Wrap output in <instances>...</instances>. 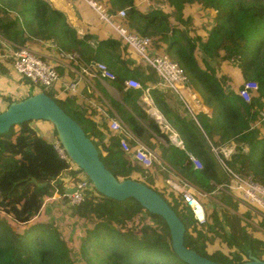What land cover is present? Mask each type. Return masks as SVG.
<instances>
[{"label":"trees","instance_id":"16d2710c","mask_svg":"<svg viewBox=\"0 0 264 264\" xmlns=\"http://www.w3.org/2000/svg\"><path fill=\"white\" fill-rule=\"evenodd\" d=\"M108 4L112 12L125 10L126 25L137 35L148 37L157 49L163 45L165 55L187 77L186 89L197 93L208 110L206 114L195 115L187 103L192 116L184 109L185 115L180 117L161 90L157 87L152 90L153 102L169 128L181 139L184 149L172 145L158 124L137 106L142 91L125 88L128 79L138 77L136 80L145 88L147 83L155 84L157 77L152 69L140 74L130 71L133 61L120 58V52L126 49L119 41L99 42L93 36L79 39L64 15L44 0H0V11L6 9L18 14L16 20L22 24L27 38L23 30L15 28L6 30L4 35L22 47L32 38L52 41L59 52L76 54L87 65L92 61L104 63L114 74V80H108V84L122 94L123 103L133 112L111 100L120 121L146 146L152 148L149 142L152 134L166 144L160 147V159L170 170L167 173L166 168L161 170L167 179L174 172L205 193L213 190V184L229 182L230 176L218 164L211 147L232 142L235 146L232 155L225 158L218 153L224 166L236 175H250L264 186V137L260 127H254L257 111L264 104V0H168V6L174 10L171 15L157 7L142 13L136 8L135 0H108ZM193 4L210 12L214 22L205 40L188 36L192 21L184 15V8ZM198 52L203 67L196 57ZM211 60H218V64L232 61L242 80L255 82L256 96L249 103L243 102L226 86L224 77L215 76L214 67L208 63ZM30 95L33 93L27 97ZM91 97L82 89L66 93L59 99L62 105L51 98L78 123L94 144L99 160L117 181L130 179L153 189L151 171L137 164L131 153L121 150L117 134L108 126L101 124L103 131L98 127L92 118ZM176 102L179 103L173 104ZM33 123L25 122L0 135V264H73L59 230L34 220L40 215L45 198L62 196L65 178L77 183L84 174L69 159L61 160L57 155L53 143L58 140L53 127L48 137L39 134ZM188 155L198 159L201 170L193 169ZM216 199L222 207L232 210L237 207L224 194ZM165 201L185 227L184 246L198 255L216 263L241 264L249 256L260 259L264 253V243L249 236L230 213L219 214L207 207L210 213L203 225L206 229H199L176 198L172 196L171 202ZM63 203L68 204V200L65 198ZM69 209L79 220L93 225L92 229L79 227V252L85 264H94L90 249L98 245L105 251V258L99 259L98 264H186L174 254L164 221L133 199H109L92 187L82 203ZM67 215L69 221L74 219L70 213ZM207 233L214 237H207ZM215 238L236 252L231 257L220 251L207 253L206 242Z\"/></svg>","mask_w":264,"mask_h":264},{"label":"built area","instance_id":"2783aa9c","mask_svg":"<svg viewBox=\"0 0 264 264\" xmlns=\"http://www.w3.org/2000/svg\"><path fill=\"white\" fill-rule=\"evenodd\" d=\"M79 1H83L89 8L95 11L99 15V20L111 28L113 33L119 37L123 45H126L135 55L142 58L151 66V68L154 69L160 78L157 87L168 89L181 97V92L184 91L188 84V79L182 69L166 55H152L151 40L148 37L137 35L126 26L125 10L112 12L110 9H105L95 0ZM59 55L70 60L77 58L75 54L65 55L60 53ZM6 58L10 60L14 72L22 79H26L36 93H44L49 97L51 96L60 99L66 93L74 92L76 90L75 82L61 84L55 65L43 60L35 50L27 46H13L8 50ZM83 68L82 72H84V70L91 73L94 72V75H96L99 80H114V74L104 63H91L90 65L84 64ZM125 88L141 90L147 97L150 87L143 90L138 80L128 79L125 82ZM256 92L257 85L255 82L243 81L237 89L236 94L243 100V102L249 103L251 99L256 96ZM188 97L190 101L194 102L195 106H199V102L196 101V96L194 94H189ZM146 99L145 103L150 106L151 103ZM161 123L163 127L167 128L165 122L163 123L160 121V124ZM261 125H264V104L257 111V119L254 127H260ZM108 127L111 132L117 134L121 150L126 153H131L134 161L142 168L145 170H151L154 162L162 164L163 161L160 157L155 154L150 147L146 146L127 132L119 120L112 119L109 122ZM168 131L170 143L180 149H184L183 143L178 135L173 130L168 129ZM128 139L131 140L132 145L128 143ZM230 147L222 149L211 147V152L216 157L219 165L222 167L223 171L230 176V180L227 183L218 185L212 183L214 189L211 192L205 193L200 191L189 181L183 179L174 172H171V176L165 181L169 188L168 192L172 193L174 198L181 203V206L185 207L187 214L197 227H203L207 217V207L202 202L205 200L202 199L207 200L208 198L213 199L215 197L213 199L215 200L220 194L228 196L237 207L244 206L247 208L252 216L264 220V186L255 182L250 175L239 176L232 173L224 166L223 162L218 157V153L225 158L229 157L233 152ZM53 148L61 160L67 161V155L58 141L53 143ZM188 158L193 169H202V164L198 159L192 155H188ZM72 188L75 189V192L67 195L65 193L66 189H63V194L61 196L63 199L66 198L68 200L69 207L77 206L82 203L87 192L91 191L92 185L84 176L79 177V181L73 183Z\"/></svg>","mask_w":264,"mask_h":264},{"label":"crops","instance_id":"0c3cea01","mask_svg":"<svg viewBox=\"0 0 264 264\" xmlns=\"http://www.w3.org/2000/svg\"><path fill=\"white\" fill-rule=\"evenodd\" d=\"M44 1L53 10L64 15L67 24L70 26L72 30H74V32L76 33L79 39L83 38L84 36H93L99 42L108 41V40L119 41L122 44V46H124L126 49L125 52L123 51L120 52V58H123L124 60L129 59L133 61V64L129 66L130 71H134L138 74H140V72H146V70L149 69H152L154 71V69L151 68V66L148 63H146L142 58L135 55L126 45H123L119 37L115 33H113L111 28L105 25L102 21H100L99 15L91 8H89L86 5V3H84L83 1H79V0H44ZM95 1L100 5H102L105 9H110L108 0H99V1L95 0ZM147 1L148 0H135L136 8L142 13H145L147 10L153 8L150 6L148 7L145 6V4L148 3ZM17 18H18V14L13 11H9L6 9H2L0 11V112H2L7 107V103L9 100L13 102L20 101L25 97H27L30 93L33 94L36 93L35 91H33L31 85L26 79H22L14 72L10 60L6 58L8 50L13 46H17V44L8 41L7 36L4 35V33L6 32V30L10 28H15L16 30L17 29L23 30L22 24L20 22L19 23L17 22L16 20ZM26 36L27 34L26 32H24V38H27ZM27 47L35 50L46 62L55 65L61 84H65L68 82H75L76 90L74 92L85 89L87 94L92 96L89 99V103L94 112L92 118L97 123L101 131H103L101 124H104L107 127L112 119H116L120 121L117 111L112 107L110 103L111 100L118 104L123 105V108L126 109L127 112H130L131 114L133 113L131 109L123 103L122 94L116 92V90L111 85L108 84L107 82L108 80L107 81L99 80L96 77V75H94V72L91 73L85 70L84 72H82L85 63L81 61L78 55L75 54L77 58L74 60L61 57L59 55L60 53L65 55H71V54L59 52V50L56 48L55 44L52 41L44 42L39 39H33V38L31 39V42L27 43ZM151 51H152V55H156V53L158 54L164 53L162 48L156 49L153 45H151ZM94 62L95 61H92L88 65ZM154 73L156 74L157 82L155 84L147 83L146 87L142 88L143 90H145L147 87H150L149 92L147 94L148 96L146 97V95L142 91L141 95L136 100V104L152 120H154L156 124H158L160 131L168 136L169 135L168 129L169 130L171 129L167 125L163 115L161 114L160 110L156 107V104L153 102L152 99V90L155 87H157V84L160 82V78L158 77L157 73L155 71ZM136 79L139 78L137 77ZM157 88L161 90L162 93L166 96V98L170 101V107L174 109L175 112L180 117H183L185 115L184 109H186L188 113H190V115L192 116L189 107L187 109L185 104H183L184 107L181 106L178 102H176V105L173 104L174 101H178L179 96L177 94L165 88H161V87H157ZM183 93H185L187 96L186 92ZM193 94L196 97H198L199 106H195L193 102H190L188 100L187 102L189 103V106L191 105L190 107L192 108L195 115L208 113V110L203 105L200 96H198L197 93H193ZM65 95H63L60 99L64 98ZM145 99L151 103L150 106L145 103ZM157 115L159 116V118L157 117ZM160 121H162L163 123L165 122L168 129L163 127L162 123L160 124ZM122 125L125 128V130L129 132L126 124L122 123ZM33 127H35L38 133L41 135L49 137L51 134V125L47 122H43V121L34 122ZM105 141H107L106 137H105ZM214 141H217L216 136L214 137ZM149 142H150V146L152 147L151 149L154 151L155 154H157L160 157V147L166 146L164 141L161 138L152 134L151 138L149 139ZM128 143L132 145L130 139H128ZM231 144L232 142L225 143L221 146H217V148L220 149L228 148L231 146ZM79 177H84V175H80ZM63 178L65 177H62L61 179ZM164 181L166 180H161V179L157 180L154 177V180L152 182L153 184L151 186L153 187V189L158 191L161 188H163L162 184ZM64 183H65L63 185L64 190L65 189L69 190L72 188L73 183L69 182L67 178H65ZM60 199L61 196H52L45 198L42 204L40 216L35 220L41 221L45 224H51L60 231V228L62 226L60 225V222L53 224L50 218L45 217L49 213L50 214L52 213L53 214L52 216L56 214L53 212V210H49V209L52 206L57 208L58 205L55 203L62 202ZM47 200L49 201V204L48 207L47 208L45 207L46 209L44 210V204L45 202H47ZM202 202L206 207L212 208L209 203H206L204 201ZM215 202H217V200ZM50 203H52V206L50 205ZM219 205L222 207L220 203ZM226 210H230V208H226ZM67 211L74 218L71 220L72 223L80 222V220L76 216H74L70 210ZM249 214L251 215L250 212ZM5 219H8V217H5ZM47 219H49L50 221H47ZM61 223L64 226L65 223L62 221Z\"/></svg>","mask_w":264,"mask_h":264},{"label":"water","instance_id":"95a60500","mask_svg":"<svg viewBox=\"0 0 264 264\" xmlns=\"http://www.w3.org/2000/svg\"><path fill=\"white\" fill-rule=\"evenodd\" d=\"M49 123L68 159L89 180L101 196L116 201L133 199L148 213L160 217L167 226L174 254L186 264H221L202 257L184 246L185 227L178 216L156 191L134 180L117 181L99 160L92 141L86 137L76 121L44 93H35L20 101H14L0 112V135L25 122ZM75 192L66 190L67 195ZM241 264H264V260L249 256Z\"/></svg>","mask_w":264,"mask_h":264},{"label":"rangeland","instance_id":"374dc122","mask_svg":"<svg viewBox=\"0 0 264 264\" xmlns=\"http://www.w3.org/2000/svg\"><path fill=\"white\" fill-rule=\"evenodd\" d=\"M97 1H99V0H97ZM246 1H250V0H246ZM147 2L148 3L145 4L146 7H148V6L157 7L158 9H161L162 11H164V13H166L168 15H171L174 13L173 8L168 6V0H148ZM184 15L190 17L191 21H192L191 27L189 28V30H187L188 36L189 37H191V36L199 37L200 39L205 40L207 38L208 31L210 30V28L214 24V22L211 19L210 12L202 10L198 5L193 4L192 6L189 5V6H186L184 8ZM170 20H171V22H173L172 18H170ZM128 29L131 30L130 28H128ZM131 31H133V30H131ZM134 33H136V32H134ZM160 48L163 49L164 47L160 46ZM156 55H165V53H159V54L156 53ZM196 57L198 58V60L201 64V60H200L201 57L199 56V52L196 54ZM208 63L210 64V67L211 66L214 67L215 76L218 79L224 77L226 80V86L229 87L230 89H232L234 92H236L244 80L241 79L240 74H239L236 66L233 64V62L232 61L231 62H221L220 64H218V60H213V61L211 60ZM200 66L203 67L202 64ZM183 92H186L187 96ZM183 92H182L183 93L182 95L188 101H190L188 95L193 94V93H190L186 88L184 89ZM199 95H201L203 97V93L199 92ZM53 99L62 105V103L59 101V99H56V98H53ZM186 99H183V98L181 99V97H178V101H179L180 105L184 107L183 104H186V108L188 109V105H187L188 102ZM195 99H196V101L199 102L198 97H195ZM190 102H192V101H190ZM193 104H194V102H193ZM157 117L159 118L158 115H157ZM260 129H261L260 132L262 133V136L264 137V125H261ZM231 146L232 147H230V148H232V150L234 151V147H235L234 144L232 143ZM233 153L234 152H232L231 155ZM162 168H166L165 169L166 173L170 172V170L167 168V166L163 162H162V164H157V162H155V165H152V168L150 171H151L153 177H155V179H157V180H160V179L166 180L167 179L166 178L167 176H164L163 174H161L162 173L161 170H163ZM140 180L146 182L147 184H150L143 177H140ZM152 184L153 183H151V185ZM162 185H163V188H161L158 191L160 192V194L163 195V198L165 200L171 202V197L173 196V194L168 192L169 188H168L165 181L163 182ZM213 199L208 198L207 200L206 199H202V200H205L204 202L209 203L211 205L212 209L217 210V212L219 214L226 212L228 214L230 213L231 217H237L238 222H239L238 223L239 227H242L243 230L252 238L264 243V220L263 219H259L257 217L251 216L249 214V210L247 208H245L244 206H238V207H236L235 210H232V209L226 210L225 207H221L219 205L218 201L215 202L217 199H215V200H213ZM60 200L62 202H59V203L56 202L55 203L58 205L59 208L53 207L52 203H50V205L52 207L49 210H53V212L56 214L54 216H52L53 214L49 213L45 217L50 218V220L53 224L60 222V225H62L59 232L61 234V237L66 241V244L68 246L69 255H70V258H71L73 264H85V262L81 258L80 252H79V250H80V241H79L80 229H79V227L86 226L89 229H92L93 225L86 220H80V222H74V223L69 221V218H68L69 216L67 215V213H69L67 210H70L69 206H68V204L63 203L64 199L62 197ZM48 204H49V202H45L44 210L48 207ZM206 211H207V216H208V213H210V211L208 209H206ZM40 213H41V211H40ZM50 220L47 219V221H50ZM61 221L65 223L64 226L61 223ZM34 222L40 223L41 221L34 220ZM199 229H206V228L204 226V227H199ZM236 234L239 235V229L238 228L236 229ZM207 237H214V236L211 233H207ZM72 248H73V250H72ZM215 251H220L224 255H227V256H230L232 253L236 252V251H234V249H229L224 243H221L218 238H215L214 240H212V242L211 241L206 242V252L211 254ZM90 256L92 257L94 264H98L99 259L105 258L104 257L105 251H103V248L101 245L94 246L93 248L90 249ZM260 259L264 260V253L260 256Z\"/></svg>","mask_w":264,"mask_h":264}]
</instances>
